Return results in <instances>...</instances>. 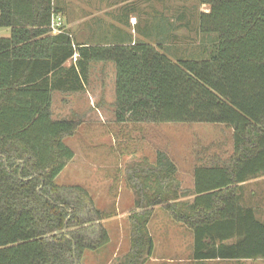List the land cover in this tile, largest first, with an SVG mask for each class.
Masks as SVG:
<instances>
[{
  "label": "trees",
  "instance_id": "1",
  "mask_svg": "<svg viewBox=\"0 0 264 264\" xmlns=\"http://www.w3.org/2000/svg\"><path fill=\"white\" fill-rule=\"evenodd\" d=\"M198 3L208 12L197 14V50L186 55L167 43L175 29L168 22L141 29L145 39L114 32L108 42L80 44L68 30L51 32L52 11L63 13L54 0H0V28L10 30L0 38V264H77L108 243L100 224L108 216L88 192L68 187L69 200L55 184L74 156L63 140L76 125L52 119V93L83 92L94 62L114 66L116 123L231 131L229 157L200 158L191 193L175 183L163 152L134 170L142 213L131 217L124 264L151 256L147 226L156 206L192 233V260H264V219L238 194V185L264 177V0Z\"/></svg>",
  "mask_w": 264,
  "mask_h": 264
},
{
  "label": "rangeland",
  "instance_id": "2",
  "mask_svg": "<svg viewBox=\"0 0 264 264\" xmlns=\"http://www.w3.org/2000/svg\"><path fill=\"white\" fill-rule=\"evenodd\" d=\"M54 3L63 11V29L70 31L77 43L89 42L94 36L98 42L113 32L141 40L145 39L141 29L168 22L175 29L170 34L174 41L167 43L173 44L178 54L186 55L197 50L200 38L195 31L197 14L208 12V7L199 5L198 0H54ZM7 31L0 28V37L6 36ZM114 82L113 64L94 62L83 92H56L51 104L53 120H71L76 125L74 133L63 140L74 156L55 179V184L62 188L59 195L71 200L68 187H82L90 195L93 206L108 216L100 222L108 233V243L96 251L84 252L77 264H124V257L132 252L131 217L142 213L135 207L138 197L133 172L143 162L152 164L156 153L163 152L184 168L191 161L195 164L196 159L218 151L226 161L231 153V131L223 126L116 123ZM250 185L262 187V198L251 200L255 207H264V180ZM147 228L153 251L145 264H264V261L193 262L190 235L161 206L152 209ZM91 238L96 240L95 232Z\"/></svg>",
  "mask_w": 264,
  "mask_h": 264
},
{
  "label": "crops",
  "instance_id": "3",
  "mask_svg": "<svg viewBox=\"0 0 264 264\" xmlns=\"http://www.w3.org/2000/svg\"><path fill=\"white\" fill-rule=\"evenodd\" d=\"M113 10H115L114 7H113ZM128 11H129V8H128ZM105 17H108V16H105ZM123 17L126 19L127 13ZM108 18H110V17H108ZM112 18H114V17H112ZM108 28L110 29L111 27H108ZM103 33L107 34V32H103ZM9 35H10V30L8 29V31L6 33V36L0 37V38H7ZM71 36H72V34H71ZM114 36L115 35H114V32H113V33H111V36L108 35L107 38L103 37L102 39H98V42L99 41H101L103 43L108 42V39H114ZM87 39H90L88 34H87ZM92 39L93 40H91L89 42H83V43H80V44L97 43V42H95V39H96L95 36ZM73 60L74 59L66 61L64 66H66V67L69 66L73 62ZM54 93H56V92L52 93V101H53ZM57 93H60V92H57ZM51 104H52V102H51ZM212 155H215L216 158L220 160L219 164L224 163L225 160L224 161L222 160L221 156L219 155V151H218V153H215V154H212ZM199 159H196L197 162H195V164H193V161H191V163L188 165V167H184V168H182V166H178V165H176L174 163V165L176 167V175H175L174 180H175V183L180 187V189L188 190L190 193L193 191V187H194V169H195V166L200 165V163L202 164V162H200ZM204 162H206V160L203 161V163ZM263 180H264V177H261V178H257V179H254V180H251V181H248V182H245V183H242V184L238 185V188H239L238 194L241 195V199L239 201L242 204H244V205L251 206V207L255 208L256 215H257V217L259 219H264V207H261V208L260 207H255L254 206L255 203L251 199H253V198H255V199L262 198V194H261V190H262L261 188L262 187L261 188L257 187V186L253 187L250 184H253V185L261 184V182ZM184 188H186V189H184ZM255 188H258L259 190H256ZM192 200H193V196H191V195L187 196L186 198H181L180 199V201H184V202H191ZM262 202H264V200H262ZM186 230H185L186 233H188L190 235V237H191V245H190V256H191L192 243H193V239L192 238L193 237H192V233L187 228H186ZM192 261L195 262V263H200V262L195 261V260H192ZM221 261H224V262H247V261H251V260H210V261H203L201 263H205V262H221ZM257 261H262L263 262L264 260H254V261H251V262H257Z\"/></svg>",
  "mask_w": 264,
  "mask_h": 264
},
{
  "label": "built area",
  "instance_id": "4",
  "mask_svg": "<svg viewBox=\"0 0 264 264\" xmlns=\"http://www.w3.org/2000/svg\"><path fill=\"white\" fill-rule=\"evenodd\" d=\"M52 5H53V0H52ZM63 18L64 17L62 13L52 11L50 16V25H49V28L52 33H59L61 31L64 24Z\"/></svg>",
  "mask_w": 264,
  "mask_h": 264
},
{
  "label": "water",
  "instance_id": "5",
  "mask_svg": "<svg viewBox=\"0 0 264 264\" xmlns=\"http://www.w3.org/2000/svg\"><path fill=\"white\" fill-rule=\"evenodd\" d=\"M65 231V228L63 229V232Z\"/></svg>",
  "mask_w": 264,
  "mask_h": 264
}]
</instances>
